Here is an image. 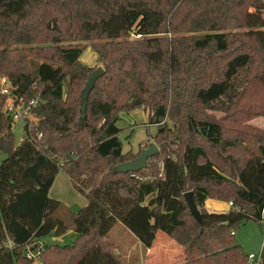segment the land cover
Listing matches in <instances>:
<instances>
[{
  "label": "trees",
  "instance_id": "1",
  "mask_svg": "<svg viewBox=\"0 0 264 264\" xmlns=\"http://www.w3.org/2000/svg\"><path fill=\"white\" fill-rule=\"evenodd\" d=\"M95 41L105 74L79 124L95 70L82 42ZM3 77L38 104L17 144L0 93V264H126L111 240L119 222L146 249L167 234L185 264H247L234 228L255 220L264 233V130L235 123L244 109L264 115V0H0ZM140 106L159 152L120 172L139 155L124 152L118 123ZM62 170L88 201L66 218L50 196ZM208 198L232 204L211 212ZM69 230L73 244L40 243Z\"/></svg>",
  "mask_w": 264,
  "mask_h": 264
},
{
  "label": "rangeland",
  "instance_id": "2",
  "mask_svg": "<svg viewBox=\"0 0 264 264\" xmlns=\"http://www.w3.org/2000/svg\"><path fill=\"white\" fill-rule=\"evenodd\" d=\"M136 38L135 36L131 37ZM95 42H82L86 45L81 61L90 67L97 69L103 67L98 58V53L93 47ZM210 114L221 117L223 113L209 111ZM258 108L248 110L244 109L242 113L237 116L235 123L236 130L250 132L252 134H259L264 130V115ZM148 111L143 106L136 108L131 112H124L121 114V119L118 123L121 128L119 135L124 152H133L137 155L140 154L142 149L148 148L151 143H155L153 135L157 132V126L147 124ZM24 121L17 120L13 124V131L17 144L21 143L24 134ZM228 126V124H227ZM157 145V144H156ZM5 158L4 154L0 155V164ZM50 196L63 202V209L60 211L59 216L66 218L68 211L79 212L87 203L86 197L80 194L72 185L70 176L65 171H60L56 178L53 187L50 191ZM122 224L117 223L115 228L111 231V240H113L120 247V252L123 256H127L128 248H132L133 254H138L139 249L135 247V238L131 235L132 232ZM235 239L237 243L243 246L247 255L254 253L264 257V233L260 225L255 220H246L240 223L237 228H234ZM163 234V232H161ZM160 234V236L162 235ZM78 234L74 230H69L60 236L50 234L42 237L41 242L44 244H73L77 239ZM133 240V241H131ZM183 260V259H182ZM181 260V261H182ZM166 260L164 259V262ZM170 262V261H169ZM166 262V263H169ZM183 263V262H181ZM35 264H39L38 261ZM247 264H249L247 262Z\"/></svg>",
  "mask_w": 264,
  "mask_h": 264
},
{
  "label": "crops",
  "instance_id": "3",
  "mask_svg": "<svg viewBox=\"0 0 264 264\" xmlns=\"http://www.w3.org/2000/svg\"><path fill=\"white\" fill-rule=\"evenodd\" d=\"M205 207L211 212H224L230 209L228 202L213 198L206 200ZM160 234L162 233L160 232L158 234L155 244L151 248L146 249L132 233L131 235L135 238V247L139 249V252L138 254H133L132 248H128L127 256H123L126 264H185L182 260L184 257V248L167 234L163 233L161 236ZM40 243L44 244L41 241ZM117 252L121 253L120 248H118ZM164 259L166 260L165 262Z\"/></svg>",
  "mask_w": 264,
  "mask_h": 264
},
{
  "label": "water",
  "instance_id": "4",
  "mask_svg": "<svg viewBox=\"0 0 264 264\" xmlns=\"http://www.w3.org/2000/svg\"><path fill=\"white\" fill-rule=\"evenodd\" d=\"M105 74V70L103 67H98L95 69L90 77L88 78L85 87L82 90L81 96V116L79 120V124H82L87 117V105L91 91L96 85L97 80ZM141 99L136 100V104H141ZM159 152V148L155 143H151L148 148L143 149L138 158L133 161H129L125 164L119 165L117 170L120 172L126 171H136L146 167L148 159L155 156ZM185 198L188 202L189 208L191 210L192 215L197 219L199 223L203 222L201 211L197 202L195 200L194 192L189 191L185 193Z\"/></svg>",
  "mask_w": 264,
  "mask_h": 264
},
{
  "label": "built area",
  "instance_id": "5",
  "mask_svg": "<svg viewBox=\"0 0 264 264\" xmlns=\"http://www.w3.org/2000/svg\"><path fill=\"white\" fill-rule=\"evenodd\" d=\"M0 93L8 96L6 103V112L12 117L14 121L22 120L27 122L28 120H34L33 109L37 106L38 100L32 99L26 101L24 98L15 97L12 95V87L7 77L0 79ZM232 202L229 203L231 205ZM43 250V247H38L37 251L27 250L26 256L29 258H35ZM249 264H264V257L251 253L248 255Z\"/></svg>",
  "mask_w": 264,
  "mask_h": 264
}]
</instances>
